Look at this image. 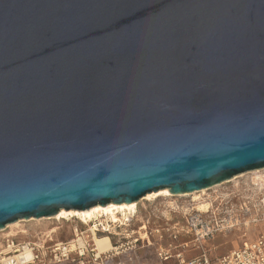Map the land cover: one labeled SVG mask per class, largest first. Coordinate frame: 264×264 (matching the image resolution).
Returning <instances> with one entry per match:
<instances>
[{"label":"water","instance_id":"water-1","mask_svg":"<svg viewBox=\"0 0 264 264\" xmlns=\"http://www.w3.org/2000/svg\"><path fill=\"white\" fill-rule=\"evenodd\" d=\"M264 168V0H0V230Z\"/></svg>","mask_w":264,"mask_h":264},{"label":"rangeland","instance_id":"rangeland-1","mask_svg":"<svg viewBox=\"0 0 264 264\" xmlns=\"http://www.w3.org/2000/svg\"><path fill=\"white\" fill-rule=\"evenodd\" d=\"M260 169H262L261 172L252 170L236 175L213 190L185 197H173L171 199L172 207H168L169 204L166 201L170 199L162 196L153 200L140 199L134 211L128 214V217H131L129 221L112 223L96 220L97 229H100V224L109 229L114 227L112 234L99 230L96 232V236L107 235L112 245L117 246L115 251L118 254L113 258V264L118 262L123 264H177L173 258L160 260L157 257V247L166 245L167 239L160 240L155 230L158 229L162 232L170 225V222L175 219L180 220V212L189 209L190 206L197 208V202L203 198L210 203L207 207L211 206L212 209L217 207L215 210L216 221L228 218L237 219L234 227L218 232L212 239L205 242L206 247L210 248L214 255L225 253L237 246L245 237L252 238L258 233H264V168ZM244 205L250 207L249 213L243 214ZM103 219L101 218V220ZM89 224L87 225L76 218L21 219L16 226L6 227L7 229L0 231V244L10 231L11 234H15L11 236L15 241H37V239H45L48 243H50L49 239L51 242L68 241L80 230L84 232V235H87L86 239L90 240L89 230L94 222ZM53 227L56 228L55 231L51 230ZM192 250L189 248L185 251ZM82 260L83 264H93L88 259Z\"/></svg>","mask_w":264,"mask_h":264},{"label":"built area","instance_id":"built-area-1","mask_svg":"<svg viewBox=\"0 0 264 264\" xmlns=\"http://www.w3.org/2000/svg\"><path fill=\"white\" fill-rule=\"evenodd\" d=\"M248 204L250 206V202ZM216 209L217 207L212 209L210 206L199 210L190 206L189 209L180 212L182 224L180 220L175 219L162 232L156 229L155 232L158 233L160 240L167 239L166 245L157 247V257L160 260L173 258L177 264H264V233H258L252 238L245 237L237 246L225 253L219 255L211 253L205 242L212 239L218 232L231 229L237 221L232 218L216 221ZM242 210H244L243 214L249 213L250 207L244 205ZM99 230L112 234L114 227L109 229L100 224V229L95 227L93 231L89 230L91 241L86 239L87 235H84L81 230L77 231L68 241L51 242L49 239L50 243L45 239L15 241L13 237L6 236L0 244V264H59L64 262L83 264L82 259H88L93 264H113V258L118 254L115 251L117 246L98 253L92 236L96 235ZM189 248L196 250L197 253L187 257L185 250Z\"/></svg>","mask_w":264,"mask_h":264},{"label":"bare ground","instance_id":"bare-ground-1","mask_svg":"<svg viewBox=\"0 0 264 264\" xmlns=\"http://www.w3.org/2000/svg\"><path fill=\"white\" fill-rule=\"evenodd\" d=\"M261 171H262V169H260V168L253 170V172H261ZM226 181H228V180H226ZM226 181H224V182H226ZM223 183H221L220 185H222ZM220 185H218V186H220ZM218 186L212 187L210 190L217 188ZM204 191H206V190L201 189L199 192H204ZM199 192L183 193V194L174 195V194L169 192L168 188H162V189H158L156 191H151L149 193H146L145 195L140 197L137 201H132L130 203L109 202L106 205L97 204V205H94V206H92L88 209H84V210L60 208L58 210V212L55 215H53V218H57V219H59V218H65V219L76 218V219H79L81 222H83L87 225L90 222H94V224L90 226V230L93 231L96 227V225H95L96 220L101 221V222L107 221V222H112V223L121 222L123 220L129 221L130 220L129 218H131V217H128V214H130L131 212L134 211V208L136 207V205L140 199L141 200H153V199L157 198L158 196H162V197L170 199V200H166V201H167V204H169L168 207H172L171 206L172 205L171 199L173 197H185V196L193 195V194L199 193ZM200 199L201 200H199L197 202L198 203L197 208L200 210H204L207 207V205L209 204V201H206L203 198H200ZM31 218H28V219H31ZM41 218H47V217H41ZM101 218H104V219L101 220ZM28 219H24V220H28ZM33 219H40V218H33ZM19 221H21V220H17L15 222L9 223L5 226V228L11 227V226H16L19 223ZM144 227L146 228V226H143V228ZM51 230L55 231L56 228L53 227ZM0 231H2V230H0ZM14 235L15 234H11V231L9 232V235L6 234V236H14ZM93 242H94V245H95L98 253L109 250L113 247V245L110 241V238L107 235L96 236L93 234Z\"/></svg>","mask_w":264,"mask_h":264},{"label":"crops","instance_id":"crops-1","mask_svg":"<svg viewBox=\"0 0 264 264\" xmlns=\"http://www.w3.org/2000/svg\"><path fill=\"white\" fill-rule=\"evenodd\" d=\"M210 249V248H209ZM192 251H194V250H192ZM192 251H188V252H185V255L187 256V257H191V256H193L194 254H196L197 252H192ZM211 251V250H210ZM212 253V252H211Z\"/></svg>","mask_w":264,"mask_h":264}]
</instances>
